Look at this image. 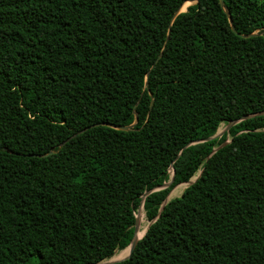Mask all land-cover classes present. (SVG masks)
<instances>
[{
  "label": "trees",
  "instance_id": "obj_1",
  "mask_svg": "<svg viewBox=\"0 0 264 264\" xmlns=\"http://www.w3.org/2000/svg\"><path fill=\"white\" fill-rule=\"evenodd\" d=\"M186 2L0 0V264L108 259L142 196L111 264H264V114L205 139L264 110V0Z\"/></svg>",
  "mask_w": 264,
  "mask_h": 264
},
{
  "label": "water",
  "instance_id": "obj_2",
  "mask_svg": "<svg viewBox=\"0 0 264 264\" xmlns=\"http://www.w3.org/2000/svg\"><path fill=\"white\" fill-rule=\"evenodd\" d=\"M186 1H190V2L192 3V2H195L196 0H186ZM218 3H219L221 9L224 11V13H225V15H226V17H227V21H228V23H229V26H230L231 31L235 32L234 27H233V24H232V22H231V17H230L228 11L226 10V8H225V6H224V4H223V0H218ZM181 5H182V4H181ZM181 5H180V6L174 11V13L172 14V17L175 16L177 13L182 12V11L185 10V9H184V10H180ZM255 34H256L255 32H252V33H249V34H238V35L241 36V37H248V36H252V35H255ZM150 104H151V103H150ZM261 114H264V110H260V111H257V112H254V113H250V114H244V115L240 116V117H239L238 119H236V120H230V121H228V122L225 124V126H224V128H223L222 130H220V131H218V132H215L213 135L208 136V137H206L205 139L207 140V139H211V138H213V137H219L224 131H226V130H227L232 124H234V123H235L236 121H238V120L246 119V118H248V117H252V116H255V115H261ZM97 124H99V123L88 125V126L84 127L83 129L76 131L75 134H78V133L82 132L83 130H85V129H87V128H90V127H92V126H94V125H97ZM132 124H133V123H132ZM132 124H129V125H123V126H112V125H110V124H107V125L112 126V127H115V128H117V129H119V130H124V131H126V130L130 129V127L132 126ZM227 142H228V140H224L219 146H222V145H224V144L227 143ZM191 143H193V142H191ZM188 144H190V143H188ZM188 144H186V145H188ZM186 145H185V146H186ZM213 151H214V149H212L211 152H213ZM34 155H35V156H43V154H34ZM168 171L170 172V178H169V180L166 181V182H164V183H162V184L159 185L158 187H155L154 189H158V188L166 187V186H168V185L171 183V181H172V179H173V168H172L171 165L169 166V170H168ZM198 175H199V173L194 177V179H192V180L189 179L186 183H187V184L192 183V182L198 177ZM148 192H149V191H146V192L144 193V195H146ZM167 195H168V194H167ZM142 199H143V196H142L141 201H140L141 203H142ZM166 200H168V199H167V196H166L164 202H165ZM141 203L138 205V207H137V209H136V212H135V214H134L133 233H132L131 239H130V241H129V244L127 245V247H128V253H127V255H126L125 257H123L122 259H125V258H127V257L130 255V253L132 252V250H133V248H134V246H135L137 240L140 239V238L142 237L144 231L146 230L147 226H148V225L150 224V222H151V221H149L148 225L146 226V228H145L144 231L142 232L141 236H140V237H137V236H136V232H137V230H138V223H139L138 210H139L140 208H142ZM122 259H119V260H122ZM119 260H106V261H105V260H104V261L102 260V261H98V262H95V263H92V264H111V263L116 262V261H119Z\"/></svg>",
  "mask_w": 264,
  "mask_h": 264
},
{
  "label": "rangeland",
  "instance_id": "obj_3",
  "mask_svg": "<svg viewBox=\"0 0 264 264\" xmlns=\"http://www.w3.org/2000/svg\"><path fill=\"white\" fill-rule=\"evenodd\" d=\"M191 2L190 1H187L186 3H185V7L187 6V5H189ZM185 7H184V9H185ZM224 124L223 123H221L219 126H218V128H217V131L216 132H218V131H220V130H222L223 128H224ZM197 174H195L194 176H192L191 178H190V180H192V179H194V177L196 176ZM185 186H187V183L186 182H184V183H179V184H177V185H175L171 190H170V192L168 193V195H167V199H169V198H172V197H175V196H178L180 193H181V191H182V189L185 187ZM180 191V192H179ZM141 208L138 210V212H141ZM148 223H149V221H147L145 218H144V214L142 215V217H141V219L139 220V223H138V228H140V229H142L143 231H144V229L146 228V226L148 225ZM145 226V227H144ZM125 248H127V252H125L120 258H118V259H113V260H119V259H122L123 257H125L126 255H127V253H128V247H125ZM114 253L115 254H118L119 253V250H115L114 251ZM113 253V254H114ZM112 254V255H113ZM111 255V256H112ZM110 256V257H111ZM109 257V258H110ZM108 258V259H109ZM108 259H104L105 261L106 260H108ZM103 260V261H104ZM110 260V259H109Z\"/></svg>",
  "mask_w": 264,
  "mask_h": 264
},
{
  "label": "bare ground",
  "instance_id": "obj_4",
  "mask_svg": "<svg viewBox=\"0 0 264 264\" xmlns=\"http://www.w3.org/2000/svg\"><path fill=\"white\" fill-rule=\"evenodd\" d=\"M184 7H185V6L182 7V5H181L180 10H184ZM179 192H180V191H179ZM141 209H142V208H141ZM142 215H143V210H141V212H138L139 220L141 219ZM144 227H145V226H144ZM142 232H143V230L140 229V228H138V230H137V232H136V236H137V237H140L141 234H142ZM125 252H127V248L120 249L118 254H115V253H114L109 259H110V260L116 259V258L122 256ZM109 259H108V260H109Z\"/></svg>",
  "mask_w": 264,
  "mask_h": 264
}]
</instances>
